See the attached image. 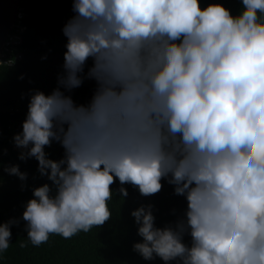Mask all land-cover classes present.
Returning <instances> with one entry per match:
<instances>
[{
	"label": "clouds",
	"instance_id": "1",
	"mask_svg": "<svg viewBox=\"0 0 264 264\" xmlns=\"http://www.w3.org/2000/svg\"><path fill=\"white\" fill-rule=\"evenodd\" d=\"M28 2L2 62L24 57ZM71 9L57 87L29 90L11 138L51 184L31 188L21 216L0 223V254L20 219L33 246L69 239L110 219L115 181L126 197L124 184L149 196L163 179L186 206L161 227L151 203L130 210L141 237L133 251L163 264H264V0H239L235 14L219 0H72ZM84 79L96 86L77 104L66 93ZM53 141L58 160L44 150ZM2 167L23 190L27 172Z\"/></svg>",
	"mask_w": 264,
	"mask_h": 264
},
{
	"label": "trees",
	"instance_id": "2",
	"mask_svg": "<svg viewBox=\"0 0 264 264\" xmlns=\"http://www.w3.org/2000/svg\"><path fill=\"white\" fill-rule=\"evenodd\" d=\"M209 2L211 0H200L201 7ZM219 2L233 14L239 11V0ZM71 4L72 0H29L25 6L28 15L23 20L27 28L22 33L24 57L17 63L0 64V223L21 216L24 202L32 196L31 188L42 183L51 184L46 177L39 176L34 158L24 161L18 159L20 151L13 145L11 138L21 130L29 90H40L47 95L57 87V75L63 71V53L66 51V37L61 29L73 15ZM7 55L13 57L10 52ZM90 65L91 60L86 62L85 72ZM95 86V81L84 79L80 86L66 94L71 95L75 103L86 104ZM4 149H7L6 153ZM44 150L53 160L63 156V148L55 141L45 146ZM4 163L17 164L21 171L27 172L23 190L16 176L3 171ZM161 184V189L149 196H142L135 187L124 184L128 195L121 197L119 182L115 181L110 185L113 189L112 200L108 202L112 212L110 219L87 233L79 232L69 239L51 234L45 243L33 246L27 240L24 228L26 222L20 219L18 224L10 226V245L0 254V264H163L158 257L146 261L133 251L132 243L141 237L136 234V226L129 214L140 204L151 203L156 226L161 227L175 220L186 202L184 197L174 194L172 185L163 179ZM173 209L176 210L175 214ZM189 240L188 236L184 237L185 243ZM21 241L24 247H20Z\"/></svg>",
	"mask_w": 264,
	"mask_h": 264
},
{
	"label": "water",
	"instance_id": "3",
	"mask_svg": "<svg viewBox=\"0 0 264 264\" xmlns=\"http://www.w3.org/2000/svg\"><path fill=\"white\" fill-rule=\"evenodd\" d=\"M20 0H0V53L6 36L16 21Z\"/></svg>",
	"mask_w": 264,
	"mask_h": 264
},
{
	"label": "built area",
	"instance_id": "4",
	"mask_svg": "<svg viewBox=\"0 0 264 264\" xmlns=\"http://www.w3.org/2000/svg\"><path fill=\"white\" fill-rule=\"evenodd\" d=\"M22 11L20 10V12L18 13V18H21V16H22ZM17 24H19V21H18V23ZM16 43H15V39H12V38H9V40L6 42V44H5V47H4V49H3V52H2V54H1V56H0V64L2 63V61H1V58L6 54V53H9V52H11V51H8V50H10V49H12V46L13 45H15ZM7 57V56H6Z\"/></svg>",
	"mask_w": 264,
	"mask_h": 264
},
{
	"label": "bare ground",
	"instance_id": "5",
	"mask_svg": "<svg viewBox=\"0 0 264 264\" xmlns=\"http://www.w3.org/2000/svg\"><path fill=\"white\" fill-rule=\"evenodd\" d=\"M15 19H16V18H15ZM13 26H14V25H13ZM12 32H15V33H12ZM17 34H18V29H13V30H11V31L9 32V36H10V38L16 40V45H18V41L20 40V37L18 38ZM13 50H14V49H10V50H8V51H13Z\"/></svg>",
	"mask_w": 264,
	"mask_h": 264
},
{
	"label": "rangeland",
	"instance_id": "6",
	"mask_svg": "<svg viewBox=\"0 0 264 264\" xmlns=\"http://www.w3.org/2000/svg\"><path fill=\"white\" fill-rule=\"evenodd\" d=\"M19 151H20V149L19 148H17Z\"/></svg>",
	"mask_w": 264,
	"mask_h": 264
}]
</instances>
